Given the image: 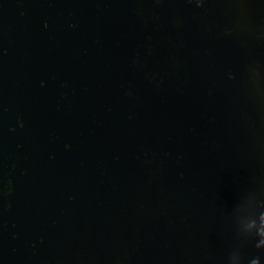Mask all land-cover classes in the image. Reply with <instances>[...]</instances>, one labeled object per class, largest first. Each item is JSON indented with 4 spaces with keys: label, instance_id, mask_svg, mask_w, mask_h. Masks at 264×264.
I'll list each match as a JSON object with an SVG mask.
<instances>
[{
    "label": "water",
    "instance_id": "obj_1",
    "mask_svg": "<svg viewBox=\"0 0 264 264\" xmlns=\"http://www.w3.org/2000/svg\"><path fill=\"white\" fill-rule=\"evenodd\" d=\"M0 264H264V0H0Z\"/></svg>",
    "mask_w": 264,
    "mask_h": 264
}]
</instances>
